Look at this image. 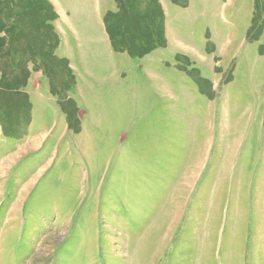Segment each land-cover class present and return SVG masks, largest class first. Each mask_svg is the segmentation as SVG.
<instances>
[{"label": "rangeland", "instance_id": "rangeland-1", "mask_svg": "<svg viewBox=\"0 0 264 264\" xmlns=\"http://www.w3.org/2000/svg\"><path fill=\"white\" fill-rule=\"evenodd\" d=\"M49 1L80 132L30 81L25 134L0 129V264H264L252 0H161L166 46L143 58L111 48L115 0Z\"/></svg>", "mask_w": 264, "mask_h": 264}, {"label": "trees", "instance_id": "trees-1", "mask_svg": "<svg viewBox=\"0 0 264 264\" xmlns=\"http://www.w3.org/2000/svg\"><path fill=\"white\" fill-rule=\"evenodd\" d=\"M178 3V0H173ZM248 37L262 40L264 56V0H252ZM116 11L103 17L111 48L131 58H143L166 46L165 17L159 0H115ZM58 15L49 0H0V129L17 141L31 122V104L24 91L32 73L40 72L50 95L64 115L67 129L80 132L79 108L71 98L76 81L69 61L57 55Z\"/></svg>", "mask_w": 264, "mask_h": 264}, {"label": "crops", "instance_id": "crops-1", "mask_svg": "<svg viewBox=\"0 0 264 264\" xmlns=\"http://www.w3.org/2000/svg\"><path fill=\"white\" fill-rule=\"evenodd\" d=\"M160 1V3H161V6H162V8H163V11H164V17H165V37H166V40H167V31H168V28H167V21H166V13H165V10H164V7H163V4H162V2H161V0H159ZM179 1V0H178ZM54 5V4H53ZM55 6V5H54ZM57 9V8H56ZM57 12H58V19H57V21L55 22V28H56V31H57V33H58V35H59V38H60V44H59V47H58V49L60 48V47H62L63 46V44H62V36H61V29H60V26H59V20H60V13H59V11L57 10ZM58 49H57V52H58ZM56 52V53H57ZM59 56V55H58ZM59 57H65V56H59ZM65 58H67V57H65ZM68 59V58H67ZM68 61H69V66H70V68H71V70L73 71V74H74V70H73V67H72V64H71V62H70V60L68 59ZM43 80H44V78L42 77V74L40 73V72H37V73H32L31 74V77H30V79H29V81H28V83H27V85L29 84V82L30 81H32V83L33 84H35V85H37V86H39V85H41L42 84V82H43ZM26 92V91H25ZM27 93V92H26ZM28 94V93H27ZM28 96H29V94H28ZM29 98H30V96H29ZM30 100V99H29Z\"/></svg>", "mask_w": 264, "mask_h": 264}]
</instances>
